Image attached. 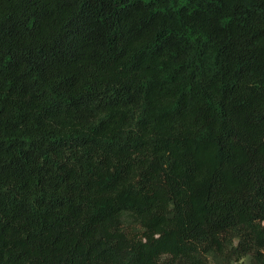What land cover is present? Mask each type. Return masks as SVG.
I'll return each mask as SVG.
<instances>
[{
    "label": "trees",
    "instance_id": "1",
    "mask_svg": "<svg viewBox=\"0 0 264 264\" xmlns=\"http://www.w3.org/2000/svg\"><path fill=\"white\" fill-rule=\"evenodd\" d=\"M0 264H264V0H0Z\"/></svg>",
    "mask_w": 264,
    "mask_h": 264
}]
</instances>
